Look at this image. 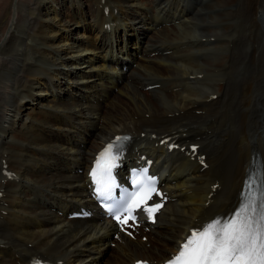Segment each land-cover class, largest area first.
Listing matches in <instances>:
<instances>
[{
  "label": "bare ground",
  "instance_id": "6f19581e",
  "mask_svg": "<svg viewBox=\"0 0 264 264\" xmlns=\"http://www.w3.org/2000/svg\"><path fill=\"white\" fill-rule=\"evenodd\" d=\"M0 1V160L19 176L3 183L0 167V264L37 254L66 264L161 260L188 228L238 201L248 167L264 158V0H200L193 9L184 0ZM231 3L239 4L235 12H201L203 19L195 12ZM234 14L254 25L242 48L231 42ZM201 23L215 40L202 41ZM242 70L250 78L240 83ZM148 76L164 85L142 90ZM123 130L185 132L208 163L200 170L147 136L138 139L175 197L145 242L113 240L98 213L66 218L90 203L85 172L92 153ZM216 180L221 188L205 205Z\"/></svg>",
  "mask_w": 264,
  "mask_h": 264
},
{
  "label": "snow or ice",
  "instance_id": "6c2138e0",
  "mask_svg": "<svg viewBox=\"0 0 264 264\" xmlns=\"http://www.w3.org/2000/svg\"><path fill=\"white\" fill-rule=\"evenodd\" d=\"M115 147L114 143L108 144L97 155L90 171L98 197L105 196L115 186L112 176L118 160V152L114 154ZM146 172V169L142 170L141 175H146ZM132 183L139 187L131 194L127 206L123 207L127 215L123 219L115 215L121 224L134 220L133 212L137 209L143 208L151 219L162 207L159 203L153 206L147 204L155 192L151 180L142 183L138 177ZM245 187L249 193L247 196L242 194L233 213L226 218L214 219L200 230H192L180 244L177 255L166 264H264V180L261 181L259 197L251 192L250 182H246Z\"/></svg>",
  "mask_w": 264,
  "mask_h": 264
},
{
  "label": "rangeland",
  "instance_id": "374dc122",
  "mask_svg": "<svg viewBox=\"0 0 264 264\" xmlns=\"http://www.w3.org/2000/svg\"><path fill=\"white\" fill-rule=\"evenodd\" d=\"M196 1V2H195ZM200 0H184V3H185V6L186 7H188L189 9H193V4L194 5H196L198 2H199ZM0 3H1V1H0ZM187 3V4H186ZM193 3V4H192ZM190 4V5H189ZM189 6H191V7H189ZM239 7V4L238 5H235V4H232L231 3V5H229L228 6V8H226V7H222V8H220V7H218V6H213V9H208V8H205V9H203L202 11L200 10V8H199V11H195L196 13H197V15H199L198 17H200L201 19H203V18H206L207 16H205L204 14H201V12L202 13H213V11H214V14L215 15H219V14H226L227 12H235V10L237 9ZM233 8V9H232ZM236 8V9H235ZM207 10V11H206ZM208 10H209V12H208ZM211 11V12H210ZM226 11V12H225ZM225 12V13H224ZM239 14H234V15H232V17L233 16H235L234 18H232L231 17V19L230 20H228V22L230 23V25H232V27H233V30L234 31H232L231 30V33H230V35L231 34H233L232 35V37H231V42H233V40H235L236 41V43H238L237 45L240 47V48H242L243 47V45L245 46L246 45V42H245V40H247V39H249V36H250V33H249V35H248V33H247V31H249V29H251V30H253L254 29V25L253 24H249L250 26H245L244 25V23H243V21H245L244 19H241V21H240V18H241V16H240V18H238L239 16H238ZM237 17V18H236ZM243 18V17H242ZM243 20V21H242ZM219 22V23H218ZM221 22V23H220ZM224 22L225 21H215L214 23L215 24H221V25H223L224 24ZM208 25H210V24H208ZM201 27H198V28H200V30H199V32H200V38H203V37H205V36H209V35H211V34H206V29H207V25L205 26V27H203V25H202V23H201V25H200ZM211 26V25H210ZM211 27H217V25L215 26V25H213V26H211ZM248 27V28H247ZM245 28H247V29H245ZM245 29V30H244ZM135 29L134 28H132L131 30H130V36H129V46H133V41H134V36H133V31H134ZM236 32V33H235ZM205 33V34H204ZM246 33V34H245ZM232 38H234L233 40H232ZM241 39V40H240ZM242 42H240V41ZM143 44V43H142ZM163 49V50H162ZM168 51L167 50V48L166 47H164V46H162L161 47V51H162V54L165 56V55H167V54H164V51ZM216 51V50H215ZM216 53V52H215ZM208 55H212V54H209L208 53ZM249 68V67H248ZM247 68V69H248ZM251 70L250 71H252L253 70V68H250ZM249 71V72H250ZM250 78V75H246V73H245V71L244 70H242V71H238V73H237V75H236V79L241 83V82H243V80H247V79H249ZM152 79V80H151ZM147 80V81H146ZM145 80V83L146 84H148L149 82H156L155 80H153V77L152 76H148L147 77V79ZM158 82V81H157ZM161 84L162 85H164L162 82H161ZM156 88H158V87H156ZM156 88H152L150 91L152 92L153 90H155ZM50 98H51V96H50ZM32 105V104H31ZM145 117L147 116V114H145L144 115ZM237 121H239L238 119H237ZM28 124V123H27ZM238 127H239V123H238ZM222 199H218V202H220ZM218 202L216 203V204H218ZM58 215H60L59 213H58ZM29 245V244H28Z\"/></svg>",
  "mask_w": 264,
  "mask_h": 264
}]
</instances>
